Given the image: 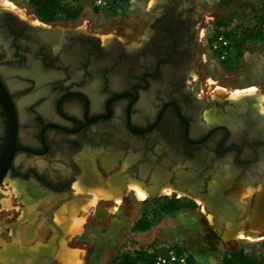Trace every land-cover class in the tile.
Masks as SVG:
<instances>
[{"label": "flooded vegetation", "instance_id": "1", "mask_svg": "<svg viewBox=\"0 0 264 264\" xmlns=\"http://www.w3.org/2000/svg\"><path fill=\"white\" fill-rule=\"evenodd\" d=\"M196 20L193 0H159L136 41L107 38L103 51L106 40L86 33L98 39L70 37L56 51L36 49L31 23L0 12V155L10 125L15 133L0 195L7 177L26 185L34 205L17 225L20 243L0 246V264H57L65 224L54 213L82 195L74 191L78 179L113 192L136 181L148 196L168 186L205 202L215 219L264 235V101L257 93L233 101L228 92H192L190 72L201 56ZM33 67L48 79L28 76ZM211 110L219 118L207 121ZM247 188L244 224L237 199ZM216 197L226 203L213 204ZM40 226L48 230L38 241Z\"/></svg>", "mask_w": 264, "mask_h": 264}, {"label": "rangeland", "instance_id": "2", "mask_svg": "<svg viewBox=\"0 0 264 264\" xmlns=\"http://www.w3.org/2000/svg\"><path fill=\"white\" fill-rule=\"evenodd\" d=\"M8 1L24 10L25 17L9 9H0L9 10L28 23H33V20L40 22L33 23L34 25L41 26L44 23L34 15L25 0ZM62 1L79 7L78 17L72 21L45 24L60 29L79 28L100 38L108 35L109 38H118L122 44L130 40L136 41L143 34L156 13V4L159 2V0H124L121 10L113 15H106L101 10L95 9L94 0ZM193 3L197 18L195 46L201 56L190 72L192 79L189 86L192 92L209 98L219 97L226 92L230 95L235 90L254 89L253 93H257L263 100L264 44L247 42L241 57L230 70L217 57L210 44L218 32H232L255 26L259 16L255 1L193 0ZM207 112L216 113L214 110ZM4 180L8 182L4 183L5 187H2L4 192L0 195V246L7 242L20 243V240L16 239L17 230L14 228L34 213V205L26 202L29 196L26 185L9 180L7 177ZM98 182L100 187H104L100 181ZM131 182L136 181L128 180V184ZM84 184L96 186V182ZM19 187L23 191L20 192ZM106 189L111 190L110 187ZM248 192L247 188L241 197L238 194L237 199L241 205L240 219L243 218L244 224L248 221L250 194ZM76 193L82 195H77L74 200L66 203V206L74 202L86 203L90 197L89 191ZM178 195L179 197L170 188L168 193L162 191L153 197L147 194L144 200H140L134 191H129V188L126 191H112V197L98 200L86 212L78 211L77 216H83L84 220L80 231L76 234L67 232V220L58 223L66 224L61 225L64 245L77 252V256H80V264H106L112 252L119 254L138 249L162 251L173 246L181 247L183 253L191 255L196 264H221L223 254L233 250H241L252 259L264 255V235L252 232L255 228L244 225L243 235L240 238H225L222 232L226 228V223L230 222L229 219H215L202 200L198 198L193 200L181 193ZM245 196L247 203L242 201L246 199ZM18 197L22 198V201ZM143 214L147 223L146 228L142 231L133 230L134 222ZM208 215H211L212 221H209ZM47 230L46 226H40L38 241L44 238ZM55 262L64 264L56 259Z\"/></svg>", "mask_w": 264, "mask_h": 264}, {"label": "trees", "instance_id": "3", "mask_svg": "<svg viewBox=\"0 0 264 264\" xmlns=\"http://www.w3.org/2000/svg\"><path fill=\"white\" fill-rule=\"evenodd\" d=\"M27 6L31 9L34 15L44 23H51L55 21H72L75 20L80 8L73 6L62 0H25ZM259 11L258 20L253 27L241 28L238 31H222L215 34L210 44L222 36L226 41L225 47H220L218 50H213L217 57L220 58L222 50L225 51L221 62L228 68L238 61L242 55V50L247 42H259L264 44V0H254ZM124 0H104L95 9L101 10L106 15H113L121 10ZM144 214L137 219L132 228L133 230L142 231L146 228ZM168 250H174L182 253L183 249L178 246H173L162 251L138 249L132 252H123L116 254L111 258L108 264H152L154 257L157 254H163ZM187 264H196L194 258L187 254ZM221 264H264V255L258 259L248 257L241 250H233L223 254Z\"/></svg>", "mask_w": 264, "mask_h": 264}, {"label": "bare ground", "instance_id": "4", "mask_svg": "<svg viewBox=\"0 0 264 264\" xmlns=\"http://www.w3.org/2000/svg\"><path fill=\"white\" fill-rule=\"evenodd\" d=\"M0 8L9 9V10L19 14V16H21V17H25V15H26V14H24V10L20 9L19 7H17L16 5H14L12 2H10L8 0H0ZM33 23L34 24L35 23L38 24L40 22L38 20H33ZM33 23H31V24H33ZM101 38H102V40H106L109 37H108V35H103ZM27 71H28V73H26V74L28 76L35 77L36 79H43V80L44 79H48V77L45 74L41 73V71H39L35 67H33L30 71L29 70H27ZM27 71H25V72H27ZM9 85L11 87H17L19 85V83L15 79L14 80L10 79L9 80ZM253 90L254 89L245 90V91L235 90V91L230 93L229 98H230V100L237 101L243 95L253 93ZM263 100H264V97H263ZM21 107L22 106L20 105V108ZM39 109L44 114H47L49 112L47 104L41 105ZM262 111L264 113V109ZM204 116H205L207 121H212L214 119L217 120L219 118V116L216 113L211 114L209 112L205 113ZM82 182L80 180H78V181L74 182L73 186H74V191L75 192H82V193H84L86 191L90 192V197L87 199L86 203L80 204V203L74 202V203H72V204H70L68 206H66L67 204L65 203L66 205L65 204L61 205L58 208V210L55 211V213H54L55 223H61L62 221H66V220L68 221L67 232L70 233V234H76L78 231H80V229L82 227V222L84 220V217L83 216H81V217L77 216L78 215L77 213H78L79 210H82V211L86 212L92 206H94L98 202V200H100V199H108L109 197H112V191L110 189L109 190H107L105 188L103 189L102 187L97 186V185L96 186L95 185L94 186H87V184H84L85 182L84 183H82ZM19 188L18 189H19L20 192L23 191V189L21 187H19ZM128 188H129V191L130 190L134 191L135 195L140 200H144L146 198V196H147L146 191L142 188V186L138 182H131L130 184H128ZM13 189H14V187H13ZM161 190L162 191H166L168 193L170 191V187H166L165 186ZM248 190H249L248 193H250L251 192V188H248ZM17 191L18 190H16V192ZM246 197L247 196H245L244 198H246ZM116 199L119 200L118 197H116ZM242 201L244 203L248 202L247 198L245 200L243 199ZM8 203H9V201H8ZM245 207H246V205H245ZM23 216H24V214H23ZM208 218H209V221H212L211 215H208ZM230 222L226 223V228H225L224 232H222L223 236L225 238H240L243 235V229H244L243 222L240 221L237 224H236V221H234L235 224L230 223ZM14 230H17V228H14ZM55 258H56V260H58V261H60V262H62L64 264H80V256H77V252L74 249L66 247L64 245V241H63L62 238L59 241V246L57 248V251H56V254H55Z\"/></svg>", "mask_w": 264, "mask_h": 264}, {"label": "water", "instance_id": "5", "mask_svg": "<svg viewBox=\"0 0 264 264\" xmlns=\"http://www.w3.org/2000/svg\"><path fill=\"white\" fill-rule=\"evenodd\" d=\"M3 9H0V12H3ZM30 29L33 33H35V38L33 40L35 41V48L37 49L39 45L44 46L48 49L53 50H60L64 46L68 44L67 39L70 37H78V36H89L92 39H98L95 35H88L85 31L78 29V28H54L48 24L42 23V25H33L31 24ZM109 43V40H106L101 45V48L103 51H106L107 45ZM0 88H2V85L0 84ZM3 90V89H2ZM4 94V90L2 91ZM8 118H10V113L7 111ZM10 120V119H9ZM9 133H8V139L6 146L4 147L1 155H0V180L4 176V174L7 171L8 165L10 163L11 157L13 155L15 146H14V140H15V133L14 128L9 126ZM156 192H152L150 194L151 197L155 196ZM217 197L214 198L213 204L216 205L219 203L217 202ZM223 203H226V200L224 197L221 198V204L218 206L223 205ZM43 258V257H42ZM42 258L40 260H42Z\"/></svg>", "mask_w": 264, "mask_h": 264}, {"label": "built area", "instance_id": "6", "mask_svg": "<svg viewBox=\"0 0 264 264\" xmlns=\"http://www.w3.org/2000/svg\"><path fill=\"white\" fill-rule=\"evenodd\" d=\"M104 0H94L95 5L99 6L103 3ZM264 29V26H263ZM227 45V41L220 35L214 40L211 44V48L213 50H218L220 47H225ZM225 55V51L222 50L220 54V58L222 59ZM152 264H187V254L185 253H178L174 250H168L163 254H157Z\"/></svg>", "mask_w": 264, "mask_h": 264}, {"label": "crops", "instance_id": "7", "mask_svg": "<svg viewBox=\"0 0 264 264\" xmlns=\"http://www.w3.org/2000/svg\"><path fill=\"white\" fill-rule=\"evenodd\" d=\"M78 180L81 181V179H78ZM78 180H77V181H78ZM88 184H89V183H88ZM92 184H93V183H92ZM96 185L99 186V182H97ZM127 185H128V183H127ZM90 186H91V185H90ZM92 186H94V185H92ZM103 186H104V185H103ZM102 188H103V189H104V188L106 189V187H102ZM54 255H55V253H54ZM54 255H53V256H54ZM115 255H116V254L112 252V254L109 255V257H108L106 264H108V262L111 260V258H112L113 256H115ZM93 256H95V254H93ZM54 258H55V256H54ZM55 259H56V258H55Z\"/></svg>", "mask_w": 264, "mask_h": 264}]
</instances>
